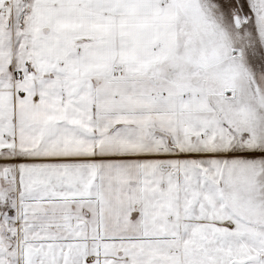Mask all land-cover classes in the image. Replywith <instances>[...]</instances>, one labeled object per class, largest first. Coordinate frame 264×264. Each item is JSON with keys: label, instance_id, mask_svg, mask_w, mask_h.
I'll use <instances>...</instances> for the list:
<instances>
[{"label": "snow or ice", "instance_id": "1", "mask_svg": "<svg viewBox=\"0 0 264 264\" xmlns=\"http://www.w3.org/2000/svg\"><path fill=\"white\" fill-rule=\"evenodd\" d=\"M0 264H264V0H0Z\"/></svg>", "mask_w": 264, "mask_h": 264}]
</instances>
